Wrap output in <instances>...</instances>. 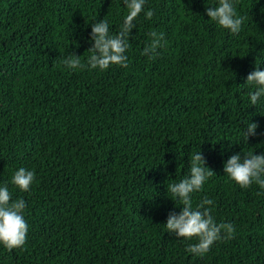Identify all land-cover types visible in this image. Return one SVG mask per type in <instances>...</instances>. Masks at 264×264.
<instances>
[{
    "label": "trees",
    "instance_id": "16d2710c",
    "mask_svg": "<svg viewBox=\"0 0 264 264\" xmlns=\"http://www.w3.org/2000/svg\"><path fill=\"white\" fill-rule=\"evenodd\" d=\"M214 3L147 0L128 66L99 71L86 65L90 25L119 31L123 0H0V183L21 166L35 173L28 192L8 183L28 232L21 248L0 246V264H264V190L223 171L234 152H264V108L242 85L264 68V0H235L238 34L209 20ZM151 31L164 33L154 59L142 55ZM69 52L83 66L66 68ZM199 150L213 173L193 203L211 199L235 229L202 257L163 225L180 210L166 184Z\"/></svg>",
    "mask_w": 264,
    "mask_h": 264
},
{
    "label": "clouds",
    "instance_id": "9594fccd",
    "mask_svg": "<svg viewBox=\"0 0 264 264\" xmlns=\"http://www.w3.org/2000/svg\"><path fill=\"white\" fill-rule=\"evenodd\" d=\"M123 3L127 13L115 34L110 31L109 21L104 18L91 23L90 54L86 57V65L90 69L104 71L114 65L127 67L129 40L132 30L136 29L138 17L141 14L145 19L153 16V10L145 7L147 0H123ZM209 5L205 7L209 20L231 34L241 31L244 17L237 14L235 0H215L214 4ZM148 35L150 39L142 55L154 59L159 55L158 49L164 47V33L151 31ZM80 56L69 52L62 57L61 62L66 68L74 70L83 66ZM260 64L256 61V67L248 73L242 85L247 90L248 102L264 108V68ZM257 128V123L250 120L242 129L240 143L247 145L249 137L257 135ZM223 171L241 188L256 184L264 190V152H245L244 149L242 152H234L224 161ZM212 173L199 150L189 155L186 174L178 181L166 184L167 193H171V199L180 205V210L170 211L163 225L169 234L178 239L194 241L187 245L186 251L196 257H202L215 242L231 238L235 231L231 222H217L214 219L209 207L213 205L211 199L204 197L193 203V194L203 189ZM34 179L35 173L21 166L13 171L8 182L0 183V246L9 251L25 244L28 225L24 215L26 200L22 197L13 199L8 183L21 192H28Z\"/></svg>",
    "mask_w": 264,
    "mask_h": 264
}]
</instances>
